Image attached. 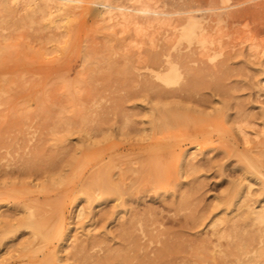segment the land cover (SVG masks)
Wrapping results in <instances>:
<instances>
[{
    "label": "rangeland",
    "instance_id": "obj_1",
    "mask_svg": "<svg viewBox=\"0 0 264 264\" xmlns=\"http://www.w3.org/2000/svg\"><path fill=\"white\" fill-rule=\"evenodd\" d=\"M186 15L204 36L180 38ZM263 52L264 0H0V264H92L122 224L129 255L234 264L228 226L264 204ZM95 168L123 194L86 187ZM56 207L47 241L23 227Z\"/></svg>",
    "mask_w": 264,
    "mask_h": 264
},
{
    "label": "bare ground",
    "instance_id": "obj_2",
    "mask_svg": "<svg viewBox=\"0 0 264 264\" xmlns=\"http://www.w3.org/2000/svg\"><path fill=\"white\" fill-rule=\"evenodd\" d=\"M70 1H74V0H70ZM30 4V3H29ZM33 4V3H32ZM31 5V4H30ZM29 5V6H30ZM106 6V5H105ZM106 7H108V6H106ZM250 7V6H249ZM149 8V6L147 5V4H143V7L139 10V12H142V13H150V12H148L147 11V9ZM183 8V7H182ZM185 8V7H184ZM253 8V7H252ZM58 9H60V8H58ZM229 9H230V7H229ZM182 10H184V12H185V14H188V11H187V13H186V9H182ZM244 10V9H243ZM209 11V10H208ZM238 12H239V10H237ZM237 11H232V12H230L229 14L228 13H226V15L228 14V16L230 17V18H234V16L236 17V16H238V15H240V14H237L238 12ZM183 12V13H184ZM191 12H192V10H191ZM190 11H189V13H191ZM245 12V11H244ZM243 12V13H244ZM249 12V11H248ZM175 13V12H174ZM183 13H180V14H183ZM239 13H241V12H239ZM179 14V13H178ZM236 14V15H235ZM245 14V13H244ZM155 15H163V13H155ZM170 15V14H169ZM218 15V14H217ZM146 18V17H145ZM146 19H148V18H146ZM153 19H155V18H153ZM179 20L181 19V18H178ZM235 19V18H234ZM233 19V20H234ZM237 19V18H236ZM176 20V19H175ZM182 20H183V18H182ZM235 21V20H234ZM236 22V21H235ZM183 23V21L181 22V24ZM147 24V23H146ZM176 27V26H175ZM139 32H141V31H139ZM206 33V31H205V29L195 20V18H194V16H192V15H186V22H185V25L182 27V29H181V32H180V38H183V39H185V40H187V41H190L192 38H194V37H196V36H204V34ZM174 37V36H173ZM176 38V37H175ZM203 42H205V40H203L202 41V43ZM210 43H212V41L210 40L209 41ZM174 43V42H173ZM207 46V45H206ZM166 53V52H165ZM167 53H168V51H167ZM264 53V52H263ZM262 53V54H263ZM177 55H178V53H177ZM159 56V55H158ZM162 56V55H161ZM172 56V55H171ZM180 57L179 58H183L185 61H186V58H187V54L185 53V55H182V54H180L179 55ZM264 56V55H263ZM160 57V56H159ZM155 58V60H157V57H154ZM153 58V59H154ZM174 57H172V59H173ZM178 58V57H177ZM179 61L181 60V59H178ZM177 60V61H178ZM194 60H195V58H194ZM193 60V61H194ZM196 60H197V58H196ZM200 60V59H199ZM176 61V60H175ZM179 61H178V63H179ZM182 61V63L184 64V67L186 66L185 65V63L186 62H183V60H181ZM181 61H180V63H181ZM166 62L167 63H169L170 64V62L168 61V59H166ZM157 63V62H156ZM149 64H150V62H149ZM161 64V63H160ZM163 64V63H162ZM158 66V65H157ZM170 69V71H168L165 75H163V76H159V75H156L158 78H160L161 79V81H163L164 83H168L169 81H170V77H169V73L172 71V69L173 68H169ZM168 69V70H169ZM155 91V90H154ZM161 92V91H160ZM156 94H158L157 92H156ZM164 107V106H163ZM171 107V106H170ZM169 106H168V108H170ZM174 107H175V105H174ZM160 108H161V106H160ZM167 108V109H168ZM156 109V108H155ZM162 109V108H161ZM172 109H173V106H172ZM157 110V109H156ZM155 110V111H156ZM159 110V109H158ZM164 110V109H163ZM169 111H170V109H169ZM163 113H164V111H163ZM155 115H156V113H155ZM159 115V114H158ZM157 115V116H158ZM162 115V114H161ZM176 115V114H175ZM156 116V117H157ZM176 117V116H175ZM155 118V117H154ZM165 118V117H164ZM178 118V117H177ZM165 119H167V117L165 118ZM172 119H173V117H172ZM172 119H170V120H172ZM185 119V118H184ZM168 120V119H167ZM157 121V120H156ZM174 121V120H173ZM183 121V120H182ZM185 121V120H184ZM219 121V120H218ZM221 121V120H220ZM155 122V121H154ZM161 122V121H160ZM179 122V121H178ZM197 122V121H196ZM156 123V122H155ZM154 123V124H155ZM164 123V122H163ZM162 123V124H163ZM167 123H168V121H167ZM204 123V122H203ZM165 124V123H164ZM156 125V124H155ZM154 125V126H155ZM175 125V124H174ZM212 125V124H211ZM159 126H160V124H159ZM167 126V125H166ZM166 128V127H165ZM169 128V127H168ZM237 132L239 133V134H241L242 136H243V138L246 140V136H247V133L244 131V129L242 128V127H240V126H238L237 128ZM161 130V129H160ZM163 132V131H162ZM96 146V145H95ZM264 153V152H263ZM88 154V153H87ZM261 154V153H260ZM89 156V155H88ZM92 157V159H93V156H91ZM88 158V157H87ZM264 161V160H263ZM71 162H73L72 160H71ZM70 162V163H71ZM112 165V164H111ZM115 165L113 164V167H114ZM144 166V165H143ZM249 167H250V169H252V170H254V172L256 173V174H259L260 175V172L259 171H257L256 169H255V167L253 166V165H251V164H249L248 165ZM154 167V166H153ZM107 168V167H106ZM105 168V169H106ZM112 168V167H111ZM141 168H143V167H141ZM139 169V170H142L143 171V169ZM98 168H95L94 169V174H93V176H91L90 177V180L87 182V183H89L88 184V186L87 185H85L86 187H90V185H94V187L97 189V190H99L100 192V194H103V193H109V192H111V193H114V194H116V195H122L123 193L121 192V190L120 191H118L119 190V187H117V186H119V185H117V183H113L112 182V184H116L115 186L117 187V189L118 190H116V188L115 187H112V185H111V181H112V179H110V177H109V175H108V173H104L105 175L102 177V176H98L99 175V172H101V171H99L98 173H96V170H97ZM104 169V168H103ZM102 169V170H103ZM104 169V170H105ZM110 168H108V170H109ZM99 170H101V169H99ZM107 170V169H106ZM133 170V169H132ZM110 171V170H109ZM135 171V170H134ZM137 171V170H136ZM146 171V170H145ZM103 172H106V171H103ZM122 172H123V170H122ZM155 172V171H154ZM156 172H157V170H156ZM125 173V172H124ZM138 174H139V172H137ZM253 173V172H252ZM57 174H60V173H57ZM122 173H120L118 176L120 177V175H121ZM131 174V173H130ZM162 174H164V172L162 173ZM101 175H103V174H101ZM111 175H113L111 172H110V176ZM143 175V174H142ZM165 175V174H164ZM163 175V176H164ZM55 176H57V177H55V178H53L52 177V179H59V177H60V175L58 176V175H55ZM88 177V176H87ZM112 177V176H111ZM118 177V178H119ZM158 177V176H157ZM162 177V176H161ZM144 178V177H143ZM142 179V178H141ZM158 179H161L160 177L158 178ZM111 180V181H110ZM122 180V179H121ZM129 180V179H128ZM131 180V179H130ZM87 181V180H86ZM114 181V180H113ZM164 181V180H163ZM84 182H85V180H84ZM116 182H118V181H116ZM143 182V181H142ZM86 183V182H85ZM137 184V183H136ZM124 187V186H123ZM90 188H92V186L90 187ZM142 188V187H141ZM86 189V191H93V189H90V190H88V188H85ZM92 191H91V193H92ZM96 191V190H95ZM94 191V192H95ZM118 191V192H117ZM119 193V194H117V193ZM88 193H90V192H88ZM90 193V194H91ZM122 193V194H121ZM98 194V193H97ZM99 194V195H100ZM92 195V194H91ZM87 196H90L89 194L87 195ZM93 196V195H92ZM92 196H90V197H92ZM117 199H119V197L117 198ZM116 199V200H117ZM246 206V205H245ZM59 208L60 207H56V208H53V209H55L54 210V212H53V214H52V212H50L49 214H46L47 212H44V213H41V212H39V213H37L36 215H31V216H28V217H25L24 219H23V221H22V225H23V227H25V228H29L30 230H31V236H37V237H39V238H41L42 239V241H47L49 238H48V231H46V228L47 227H51L52 225H53V220L56 218V216H57V214H58V212H59ZM41 213V214H40ZM239 215V214H238ZM242 215V214H241ZM55 217V218H54ZM237 217V216H236ZM54 218V219H53ZM241 219H240V221H241V223H234V222H232L231 224H229V228L232 230V232H233V235H228V238L230 239L229 241H230V245H231V242H232V237H234V238H236V239H238L237 241H236V245H233V246H230V247H236V246H241V247H239L238 248V251L237 250H234V248L232 249L233 251H231L230 249V247L228 246V248H229V251H227V250H218V254H220L222 257H227L228 255H233L234 257H233V259H234V261H231V259H230V261L231 262H234V264H259V263H261V261H257V258L256 257H258V256H260L261 254H263L264 253V204L262 205V206H259V209L257 210V209H255L254 207H250V205H247V210H246V212H245V214L242 216V217H240ZM193 219V218H192ZM131 220V219H130ZM237 220V219H236ZM134 221V220H133ZM139 221V220H138ZM144 221V220H143ZM149 221V220H148ZM233 221V220H232ZM239 220L237 221V222H240ZM246 221L248 222L249 221V224H253V225H255V226H257L256 224H258V226H257V230H255V231H253L254 233H252V232H249L248 230H246L245 229V225L247 224L246 223ZM155 222V221H154ZM124 223V222H123ZM256 223V224H255ZM130 224V223H129ZM132 224V223H131ZM135 224V223H134ZM245 224V225H244ZM122 225H124V228L126 227L125 226V224H122ZM128 225V224H127ZM226 225V224H225ZM120 226V225H119ZM227 227V228H228ZM251 226H249V228H250ZM254 227V226H253ZM121 228V227H120ZM120 228H119V231H120V233H119V235L121 236V243L119 244V248H121V249H119V248H117V251L119 250L120 252H122V253H120V254H118V252L117 251H115L116 249H114V252H112V253H107V255H105L104 257H101L100 259H99V257L98 256H95V258L97 257L98 259V261H95L94 259H91L92 260V264H114L113 262H118L117 264H130V263H128V262H130V261H128V258L129 259H133V260H135V263L134 264H156V261H159V257L161 256V252H160V250L163 248V246H164V248L166 247V248H168L169 246H166V244H165V240H164V242H162V244H161V246H160V248H158V249H156L155 250V252H153V256H149L148 254H146L145 252L143 253V254H138V252H137V254H134V255H129V252L127 253L126 251H139L140 249H142L143 250V247H141V245L140 244H136V239L138 240V238H133L129 233H128V231H126V230H124V228H123V230L121 231L120 230ZM228 228V229H229ZM126 229V228H125ZM141 230H142V228H141ZM132 231V230H131ZM130 231V232H131ZM159 231V230H158ZM242 231H244V234H241V232ZM231 232V231H230ZM122 233V234H121ZM144 233H146V232H144ZM162 233V232H161ZM160 233V234H161ZM148 233H146L145 235H147ZM151 232H150V235H147L148 237H149V241H152L153 239L152 238H154V237H152L151 236ZM229 234V233H228ZM242 235L241 237H240V235ZM136 235V234H135ZM152 235H154V234H152ZM157 235H158V232H157ZM238 235H239V237H238ZM155 236V238H156V234L154 235ZM165 236V235H164ZM137 237V236H136ZM141 236L139 235V238H140ZM147 237V238H148ZM141 239H142V237H141ZM141 239H139V240H141ZM152 239V240H151ZM162 240V239H161ZM160 240V241H161ZM153 241H155V239L153 240ZM152 241V242H153ZM159 241V240H158ZM159 241V243H161ZM255 241H256V246H257V248H253L252 250H250L249 251V248H248V246L249 245H251V243L252 242H254V244H255ZM140 242V241H139ZM155 242H157V241H155ZM92 244H93V242H92ZM141 244H143V243H141ZM148 244V243H147ZM226 244V243H225ZM86 245V244H85ZM90 245H91V243H90ZM118 245V244H117ZM216 245V244H215ZM92 246V245H91ZM93 246H95L94 244H93ZM97 246V245H96ZM144 246V245H143ZM146 247H147V245H145ZM227 246V245H226ZM78 247H80V245H78ZM253 247V246H252ZM151 248V247H150ZM77 249V248H76ZM88 247L87 246H81L80 248H78V252L83 256L84 254H85V256H84V262L87 260V258L88 259H90V257H92V255H90L89 256V254L87 253V251H88ZM110 249V248H109ZM108 249V250H109ZM204 249V248H203ZM236 249H237V247H236ZM110 250H113V249H110ZM141 250V251H142ZM144 251V250H143ZM210 251V250H209ZM253 251V252H252ZM76 252V251H75ZM77 252V253H78ZM150 252V251H149ZM253 253V255L252 256H250L249 254L250 253ZM132 253H134V252H132ZM103 254V253H102ZM104 254H106V253H104ZM122 254V255H121ZM75 255V254H74ZM82 256H80V257H82ZM87 256V257H86ZM262 256V255H261ZM261 256H260V258H261ZM86 257V258H85ZM116 257H118V261L117 260H114V259H116ZM94 258V257H93ZM262 258H263V256H262ZM86 259V260H85ZM213 259V257L211 258V260ZM215 259V258H214ZM232 259V260H233ZM229 260V259H228ZM22 261V260H21ZM128 261V262H127ZM25 262V261H24ZM24 262H21L20 264H24ZM18 263V262H17ZM26 263V262H25ZM81 263V262H80ZM131 263H132V261H131ZM229 263V262H228ZM27 264V263H26ZM37 264H56V263H54L53 262V256H49V258H48V256H47V258H45V260H42V261H40V262H38ZM82 264V263H81ZM231 264V263H230Z\"/></svg>",
    "mask_w": 264,
    "mask_h": 264
}]
</instances>
